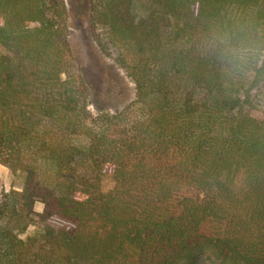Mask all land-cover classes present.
Wrapping results in <instances>:
<instances>
[{
	"label": "trees",
	"instance_id": "16d2710c",
	"mask_svg": "<svg viewBox=\"0 0 264 264\" xmlns=\"http://www.w3.org/2000/svg\"><path fill=\"white\" fill-rule=\"evenodd\" d=\"M237 19L264 33V0H89L134 83L93 113L66 1L0 0V264H264V67L203 44Z\"/></svg>",
	"mask_w": 264,
	"mask_h": 264
},
{
	"label": "rangeland",
	"instance_id": "374dc122",
	"mask_svg": "<svg viewBox=\"0 0 264 264\" xmlns=\"http://www.w3.org/2000/svg\"><path fill=\"white\" fill-rule=\"evenodd\" d=\"M68 8V36L72 49L74 65L81 71L89 92V109L95 113L98 109H119L134 97V83L125 69L116 59L117 51L108 47L104 49L94 38L88 25L89 0H65ZM0 45V54L4 53ZM20 180V178H16ZM10 170L0 163V196L13 184ZM113 185L111 178H101L102 189L108 190ZM18 189L17 187H15ZM33 209L41 211L42 203L35 201ZM39 225L30 224L19 234L24 238L32 235ZM206 264L213 260L206 255Z\"/></svg>",
	"mask_w": 264,
	"mask_h": 264
},
{
	"label": "clouds",
	"instance_id": "9594fccd",
	"mask_svg": "<svg viewBox=\"0 0 264 264\" xmlns=\"http://www.w3.org/2000/svg\"><path fill=\"white\" fill-rule=\"evenodd\" d=\"M203 44L229 77L251 78L254 68L264 67V33L247 21L211 28Z\"/></svg>",
	"mask_w": 264,
	"mask_h": 264
}]
</instances>
